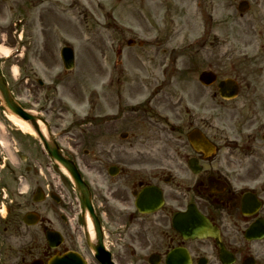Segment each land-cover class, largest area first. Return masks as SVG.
<instances>
[{
	"label": "flooded vegetation",
	"instance_id": "af4514ba",
	"mask_svg": "<svg viewBox=\"0 0 264 264\" xmlns=\"http://www.w3.org/2000/svg\"><path fill=\"white\" fill-rule=\"evenodd\" d=\"M177 1L182 9L184 4ZM200 1L202 35L185 49L189 57L194 51L196 55L203 51V66L220 78L218 81H233L237 97L224 101L216 95V89L213 95H172L170 124L160 114L163 108L148 106L153 97L138 107L117 109L121 116L126 111L143 115L139 120L148 121L146 127L155 131H160L158 125L164 122L171 131V155L156 158L153 171H146L145 156L114 157L113 165L123 177L121 183H114L116 205L109 207L102 194L96 199L91 192L92 211L99 223L118 226L122 221L120 226H127L126 233L135 230L141 240L130 238L129 245H138L145 257L156 258H147V264H166L169 252L180 249L188 252L191 264H211L214 257L210 251L217 250L214 241L184 239L173 227V216L186 210L200 213L219 230L221 243L233 256L232 264H264V238L247 240L245 236L251 225L264 223V0H234L238 18L251 20L245 23V32L235 34L230 33L233 17L227 18L228 14L221 12L224 20L214 24L211 1ZM248 1L254 5L252 11ZM228 6L230 3L224 5ZM144 19L145 24L146 19L150 20L152 27L141 26L143 33L161 36V23L158 26L157 22H163L161 13H146ZM215 25L218 32H214ZM249 35L253 39L245 38ZM256 37L261 43L255 47ZM162 43L160 38L157 51ZM182 65L200 67L189 59ZM37 96H30L33 102ZM46 105V113L51 112V105ZM18 131L17 127L0 123V264H48L52 258L67 254H82L89 264H98L79 245L87 222L82 208L78 205L75 209L65 194L52 188L49 172L44 173L39 164L35 166V150L38 152L39 147L43 153L40 146L34 138ZM131 132L129 138L137 139L138 134ZM91 184L94 189L95 182ZM140 185L160 189L164 204L155 214L143 215L130 206ZM153 198L154 194L148 195L150 201ZM28 213L38 216L37 225L24 223ZM52 231L57 235L47 236ZM110 247L114 263L125 264L124 258L113 254L111 243ZM213 262L220 264L218 258ZM177 264H186L185 256Z\"/></svg>",
	"mask_w": 264,
	"mask_h": 264
},
{
	"label": "rangeland",
	"instance_id": "374dc122",
	"mask_svg": "<svg viewBox=\"0 0 264 264\" xmlns=\"http://www.w3.org/2000/svg\"><path fill=\"white\" fill-rule=\"evenodd\" d=\"M179 1L184 4L182 9L177 0H0L1 74L22 107L26 111L42 114V118L48 121L52 137L62 150L70 154L71 151L77 152V165L82 172L96 175L92 176L95 186L107 184L109 179L105 170L111 163H115L112 160L116 156L142 155L147 158L148 163L155 165L156 158L171 155V131L167 126H159L160 131L145 127L147 121H140L139 118L143 115L139 113L126 115L123 119L116 117L115 122H112L113 118L110 119L107 114L114 113L116 107L127 104L135 106L144 98L156 95L152 106L159 105L165 110L163 114L169 117L172 95H213L214 85H200L198 73L194 74L195 69L191 73L187 69V73L177 70L180 73L173 71V74H169L170 70L164 77L161 75L166 64L165 61L162 62L163 56L168 55L170 61L176 62L174 67L177 69H183L180 65L188 59L196 61L202 67L200 71L206 69L203 59H200L201 55L204 56L203 51L197 55L194 51L190 57L184 55V49L202 35L204 23L199 14L201 1ZM210 1L214 24L224 20L221 12H225L228 14L227 18L233 17L234 20L230 33L246 31L245 23H250L251 20L241 21L238 18L234 0ZM248 2L252 11L254 5L251 1ZM226 3L231 6L225 8ZM152 11H159L161 18L163 17V22L157 21L158 26L161 23L163 42L158 51L139 49L137 46L128 49L125 44L123 46L121 43L130 36L112 30L108 20L112 14L121 23H129L133 36L140 40L141 35L134 27H152L151 21L146 19L145 24L144 19L146 13L152 15ZM38 14H41V20L37 19ZM33 18L36 20L33 21ZM18 19L24 25L20 29L14 24ZM239 22L242 24L236 26ZM217 28L215 25L214 32H218ZM245 38L253 39V35ZM119 40L122 42L118 43ZM260 43L257 38L254 46ZM118 44L123 46L120 48V56H117ZM65 45L72 47L74 51L75 67L72 71L64 70L61 63L60 50ZM5 49L11 54L9 59L4 56ZM197 69L199 70L198 66ZM37 79L44 83L43 88L38 87ZM31 95L51 97V112L47 114L46 111L41 112L42 108L31 106L27 102ZM128 95L132 96V100L127 99ZM59 99L62 104L58 103ZM38 101L42 104L48 98L44 100L37 96L34 103ZM63 104H66L67 111L61 113L58 108ZM1 107L0 123L13 126L6 119L5 113H2ZM130 129L138 134V138L129 140L128 147V141L121 142L118 136L123 130ZM46 159L38 147V152H34L35 166L39 164L43 172L47 173L46 166L50 165V184L54 190L60 191L62 176L58 177L60 172ZM39 177L42 179V176ZM120 178L123 177L117 176L115 180H123ZM110 183L109 181L108 187L112 195L115 184L111 183V188ZM93 193L96 199H100L94 189ZM122 223L118 221L116 225L120 226ZM130 238L141 240L135 230L130 235H110L113 254L124 258L125 264H146L142 253L130 256Z\"/></svg>",
	"mask_w": 264,
	"mask_h": 264
},
{
	"label": "water",
	"instance_id": "95a60500",
	"mask_svg": "<svg viewBox=\"0 0 264 264\" xmlns=\"http://www.w3.org/2000/svg\"><path fill=\"white\" fill-rule=\"evenodd\" d=\"M67 66L68 68L71 66L70 61H69V64H67ZM0 98L3 103L4 108L11 115L20 118L21 120L27 122L28 124L32 126L36 134L39 136V138L44 143V146L47 149V151L50 153V156L53 159V161L59 164L60 166H62L63 169H65L70 174L73 181L77 184L78 178H77V174L74 169V166L70 162H68L67 160H65L64 158L60 156L57 148L54 146L51 139L49 138L46 139L42 135V133L40 132L37 126V118L21 110V108L12 100V98L10 97L9 91L1 78H0Z\"/></svg>",
	"mask_w": 264,
	"mask_h": 264
},
{
	"label": "bare ground",
	"instance_id": "6f19581e",
	"mask_svg": "<svg viewBox=\"0 0 264 264\" xmlns=\"http://www.w3.org/2000/svg\"><path fill=\"white\" fill-rule=\"evenodd\" d=\"M8 52H9V50L8 49H5L4 50V56H6L8 54ZM8 120L11 123H13L15 126H17L24 133L33 135V131L30 129V127L27 124L19 121L16 117L10 116L8 118Z\"/></svg>",
	"mask_w": 264,
	"mask_h": 264
}]
</instances>
